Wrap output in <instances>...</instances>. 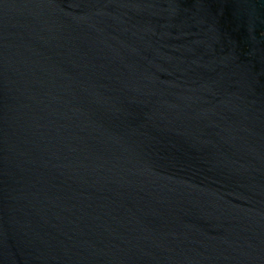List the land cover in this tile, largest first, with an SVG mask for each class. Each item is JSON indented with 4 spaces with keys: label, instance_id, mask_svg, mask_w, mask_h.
<instances>
[{
    "label": "water",
    "instance_id": "obj_1",
    "mask_svg": "<svg viewBox=\"0 0 264 264\" xmlns=\"http://www.w3.org/2000/svg\"><path fill=\"white\" fill-rule=\"evenodd\" d=\"M0 264H264V0H0Z\"/></svg>",
    "mask_w": 264,
    "mask_h": 264
}]
</instances>
